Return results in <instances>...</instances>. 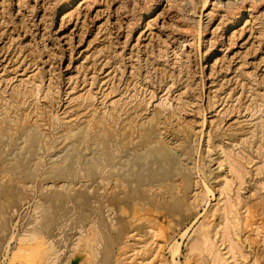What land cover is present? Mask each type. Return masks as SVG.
Segmentation results:
<instances>
[{
    "label": "rangeland",
    "instance_id": "1",
    "mask_svg": "<svg viewBox=\"0 0 264 264\" xmlns=\"http://www.w3.org/2000/svg\"><path fill=\"white\" fill-rule=\"evenodd\" d=\"M263 11L0 0V264H264Z\"/></svg>",
    "mask_w": 264,
    "mask_h": 264
},
{
    "label": "bare ground",
    "instance_id": "2",
    "mask_svg": "<svg viewBox=\"0 0 264 264\" xmlns=\"http://www.w3.org/2000/svg\"><path fill=\"white\" fill-rule=\"evenodd\" d=\"M89 2H90V1H89ZM76 3H77V2H76ZM206 3H207V1H206ZM243 3H244V2H243ZM254 3H255V2H254ZM256 3H257V2H256ZM256 3H255V4H256ZM71 4H72V1H71V2H67V3L63 6V8H65V7L68 8L69 5H71ZM167 4H168V2H167ZM169 4H170V3H169ZM257 4H258V3H257ZM172 5H173V4H172ZM204 5L206 6V4H204ZM204 5H203V6H204ZM258 5H259V4H258ZM71 6H72V5H71ZM250 6H251V5H250ZM256 6H257V5H256ZM174 7H175V6H174ZM254 7H255V6H254ZM257 7H258V6H257ZM170 8H171V7H170ZM249 8H250V7H249ZM252 8H253V7H252ZM68 9H69V8H68ZM174 9H175V8H174ZM174 9H173V10H174ZM203 9H204V8H203ZM63 10H64V9H63ZM180 10H181V8H180ZM180 10H179V11H180ZM237 10H238V9H237ZM252 10H253V9H252ZM229 11H230V10H229ZM231 11H232V10H231ZM175 12H177V11H175ZM180 12H181V11H180ZM263 12H264V11H263ZM226 14H227V13H226ZM249 14H250V13H249ZM260 14H261V13H260ZM233 15H234V14H233ZM257 15H258V14H257ZM250 16H251V15H250ZM259 16H260V15H259ZM262 16H263V15H262ZM228 17H229V14H228ZM241 17H242V16L239 15V14H238L237 16L235 15V16H234V19L232 20V24H231V25H235V24L241 19ZM62 19H64V18H62ZM231 19H232V18H231ZM257 19H258V18H257ZM227 20H228V19H227ZM229 20H230V19H229ZM248 20H249V19H248ZM248 20H247L245 23H248ZM137 21H138V20H137ZM235 22H236V23H235ZM148 24H149V23H148ZM148 24H146L147 27H150V26H148ZM177 24H178V23H177ZM175 25H176V24H175ZM199 25H200V23H199ZM251 26H252V25H251ZM145 28H146V27H145ZM252 29H253V28H252ZM182 30L184 31V29H179L178 32H179V31L182 32ZM198 30H199V29H198ZM184 32H185V31H184ZM186 32H187V31H186ZM198 32H199V31H198ZM201 32H202V31H201ZM259 33H260V32H259ZM180 34H182V33H180ZM200 34H201V33L199 32V33H198V36H199V37H200ZM177 35H178V34H177ZM188 36H189V35H188ZM199 37H198V38H199ZM198 40H199V39H198ZM176 41H177V40H176ZM178 45H179V44H178ZM183 46H184V45H183ZM5 52H6V51H5ZM18 56H19V54H18ZM7 58H8V57H7ZM16 58H18V57H16ZM20 59H21V58H20ZM7 60H8V59H7ZM19 61H20V60H19ZM32 63H33V62H32ZM33 78H34V77H33ZM39 82H40V81H39ZM24 83H25V82H24ZM24 83H23V84H24ZM29 83H30V82H29ZM41 83H42V82H41ZM38 85H39V84H38ZM23 87H24V86H23ZM42 87H43V86H42ZM27 88H28V87H27ZM40 88H41V87H40ZM169 88H170V87H169ZM25 89H26V88H25ZM25 89H24V90H25ZM41 89H42V88H41ZM27 90H28V89H27ZM168 90H169V89H168ZM168 90H167V91H168ZM20 91H21V90H20ZM17 92H18V91H17ZM17 92H16V93H17ZM29 92H30V91H29ZM36 92H37V91H36ZM88 93H89V92H88ZM22 94H23V93H22ZM22 94H21V95H22ZM30 94H31V93H30ZM35 94H36V93H35ZM43 95H44V94H43ZM166 95H167V94H166ZM228 95H230V94H228ZM228 95H227V96H228ZM12 96H13V95H12ZM23 96H24V95H23ZM31 96H33V95H31ZM178 96H179V95H178ZM13 97H14V96H13ZM13 97H12V98H13ZM17 97H18V96H16L15 98H17ZM84 97H85V96H84ZM87 97H88V96H87ZM20 98H21V97H20ZM30 98H31V97H30ZM43 98H44V97H43ZM48 98H49V97H48ZM185 98H186V97H185ZM13 99H14V98H13ZM85 99H86V98H85ZM178 99H179V97H178ZM9 100H11V99H9ZM83 100H84V99H83ZM87 100H90V99H87ZM180 100H182V99H180ZM15 101H17V100H15ZM84 101H85V100H84ZM91 101H92V100H91ZM165 101H166V99H165ZM13 102H14V101H13ZM17 102H18V101H17ZM178 102H179V101H178ZM183 102H184V101H183ZM235 102H236V101H235ZM14 103H15V102H14ZM159 103H160V102H159ZM237 103H238V102H237ZM160 104H161V103H160ZM167 104H168V103H167ZM182 104H183V106H184V103H182ZM161 105H163V103H162ZM178 105H179V104H178ZM165 106H166V105H165ZM165 106H164V107H165ZM187 106H188V105H187ZM137 107H138V106H137ZM159 107H160V106H159ZM138 108H139V107H138ZM140 108H141V107H140ZM141 109H142V108H141ZM143 109H144V108H143ZM154 109H155V108H154ZM161 109H162V108H161ZM180 109H182V108H180ZM185 109H186V108H185ZM120 110H122V109L120 108ZM136 110H138V109H136ZM139 110H140V109H139ZM159 110H160V108H159ZM165 110H166V107H165ZM114 111H115V110H114ZM140 111H141V110H140ZM160 111H161V110H160ZM178 111H179V110H178ZM124 112H125V111H124ZM135 112H136V111H135ZM169 112H170V111H169ZM169 112H168V113H169ZM171 112H172V111H171ZM164 113H165V112H164ZM119 114H120V112H119ZM122 114H123V112H122ZM132 114H134V113L132 112ZM120 115H121V114H120ZM123 115H124V114H123ZM135 115H137V114H135ZM138 115H139V114H138ZM163 115H164V114H163ZM166 115H167V114H166ZM118 116H119V115H118ZM124 116H125V115H124ZM124 116H123V117H124ZM171 116H172V115H171ZM171 116H170V117H171ZM167 117H169V116H166V117H164V118H167ZM172 117H173V116H172ZM134 118H135V117H134ZM162 118H163V117H162ZM147 119H148V118H147ZM147 119H146V121H147V123H148L149 119H148V120H147ZM168 119H169V118H168ZM168 119H167V120H168ZM164 120H165V119H164ZM152 121H154V120L152 119ZM133 122H134V121H133ZM156 122H157V121H156ZM261 122H262V121H261ZM97 123H98V122H97ZM125 123H126V122H125ZM128 123H129V122H128ZM159 123H160V122H159ZM162 123H164V122H162ZM166 123H167V122H166ZM99 124H100V123H99ZM129 124H130V123H129ZM160 124H161V123H160ZM164 124H165V123H164ZM179 124H180V123H179ZM122 125H123V124H122ZM140 125H141V124H140ZM140 125H139V126H140ZM158 125H159V124H158ZM170 125H171V124H170ZM186 125H187V124H186ZM203 125H204V124H203ZM119 126H120V125H119ZM129 126H132V125H129ZM163 126H164V125H163ZM182 126H183V125H182ZM123 127H125V126H123ZM160 127H162V125H161ZM172 127H173V126H172ZM176 127H177V126H176ZM184 127H186V126H184ZM141 128H142V127H141ZM155 128H156V127H155ZM128 129H129V128H128ZM131 129H132V128H131ZM158 129H159V128H158ZM178 129H179V127H178ZM121 130H122V129H121ZM191 130H192V129H191ZM191 130L188 129V131H191ZM240 130H241V129H240ZM122 131H123V130H122ZM136 131H137V130H136ZM156 131H159V130L156 129ZM126 132H127V131H126ZM128 132H129V131H128ZM160 132H161V131H160ZM180 132H182V131H180ZM191 132H192V131H191ZM191 132H190V133H191ZM238 132H239V131H238ZM154 133H155V132H154ZM154 133H151V134H154ZM157 133H158V132H157ZM176 133H177V132H176ZM177 134H178V133H177ZM187 134H188V133H187ZM119 135H120V133H119ZM141 135H142V134H141ZM156 135H157V134H156ZM159 135H160V134H159ZM164 135H165V133H164ZM166 135H167V134H166ZM183 135H184V134H183ZM188 135H190V134H188ZM193 135H194V133H193ZM171 136H172V135H171ZM120 137H121V136H120ZM161 137H162V136H161ZM189 137H190V136H188V138H189ZM128 138H129V137H128ZM193 138H195V137H193ZM224 138H225V137H224ZM163 139H164V138H163ZM167 140H168V139H167ZM167 140H166V141H167ZM188 140H189V139H188ZM150 141H151V140H150ZM160 141H161V139H160ZM160 141H159V142H160ZM164 142H165V141H164ZM171 142H172V141H171ZM180 142H182V141H180ZM180 142H179V143H180ZM176 143H178V142H176ZM176 143H175V144H176ZM182 143H184V142H182ZM191 143H192V142H191ZM191 143H190V144H191ZM117 144H118V143H117ZM165 144H166V143H165ZM175 144H174V145H175ZM221 144H222V143H221ZM179 145L182 146V144H179ZM147 146H148V145H147ZM156 146H157V144H156ZM163 146H165V147H164V148H165L164 150H166V145H163ZM151 147H152V145H151ZM151 147H150V148H151ZM168 147L170 148L169 145H168ZM168 147H167V148H168ZM171 147H172V146H171ZM175 147H176V146H175ZM146 148H147V147H146ZM169 148H168V149H169ZM172 149H175V148H172ZM139 150H140V149H139ZM133 151H134V150H133ZM171 151H172V150H171ZM169 152H170V151H169ZM167 153H168V152H167ZM171 153H172V152H171ZM179 153H180V152H179ZM186 154H187V153H186ZM155 155H156V154H155ZM168 155H169V154H168ZM148 156H149V155H148ZM179 160H180V159H179ZM133 162H134V161H133ZM196 164H197V163H196ZM131 165H132V163H131ZM194 166H195V165L193 164V167H194ZM138 170H139V169H138ZM191 170H193V169H191ZM143 171H144V170H143ZM196 171H197V170H196ZM192 172H193V171H192ZM141 173H142V172H141ZM200 173H201V172H200ZM18 174H19V173H18ZM195 174H196V173H195ZM131 176H132V174H131ZM195 176H196V175H195ZM197 176H199V175H197ZM197 176H196V177H197ZM206 176H207V175H206ZM218 177H219V176H218ZM20 178H21V177H20ZM162 178H163V177H162ZM162 178H161V179L159 178V180H160V181H163ZM219 178H220V177H219ZM21 179H22V178H21ZM145 179H146V178H144V180H145ZM203 179H204V178H203ZM22 180H23V179H22ZM112 180H113V179H112ZM127 180H128V179H127ZM141 180H142V179H141ZM149 180H150V179H149ZM165 180H166V179H164V181H165ZM172 180H173V179L171 178V182H172ZM199 180H200V179H199ZM115 181H116V180H115ZM147 181H148V180H147ZM164 181H163V182H164ZM23 182H24V181H23ZM102 182H103V181H102ZM120 182H121V181H120ZM130 182H131V180H130ZM142 182H143V181H142ZM207 182H208V181H207ZM123 183H124V182H123ZM146 183H147V182H146ZM149 183H152V182H149ZM158 183H159V182H158ZM196 183H198V182H196ZM199 183H201V182H199ZM204 183H205V185H206V181H205ZM131 184H132V183H131ZM140 184H141V183H140ZM147 184H148V183H147ZM147 184H146V185H147ZM166 184H167V183H166ZM175 184H176V183H175ZM175 184H174V185H175ZM201 184H202V183H201ZM169 185H170V184H169ZM172 185H173V184H172ZM208 185H209V184H208ZM12 186H13V184H12ZM178 186H179V185H178ZM202 186H203V185H202ZM121 187H122V185H121ZM131 187H132V186H131ZM131 187H130V188H131ZM139 187H141V186H139ZM143 187H144V186H143ZM146 187H147V186H146ZM153 187H154V186H153ZM158 187H159V186H158ZM162 187H163V186H162ZM168 187H171V186H168ZM119 188H120V187H119ZM123 188H124V187H123ZM127 188H128V187H127ZM209 188H210V186H209ZM114 189H115V188H114ZM120 189H121V188H120ZM128 189H129V188H128ZM139 189H140V188H139ZM131 190H132V189H131ZM144 190H145V189H144ZM147 190H148V189H147ZM155 190H156V189H155ZM157 190H158V189H157ZM114 191H115V190H114ZM150 191H151V190H150ZM159 191H161V190H159ZM159 191H158V192H159ZM192 191H193V190H192ZM206 191H207V190H206ZM118 192H119V191H118ZM208 192H209V191H207V193H208ZM17 193H18V192H17ZM17 193H16V194H17ZM77 193H78V192H77ZM79 193H80V192H79ZM176 193H177V192H176ZM184 193H185V192H184ZM209 193H210V192H209ZM209 193H208V195H209ZM134 194H135V193H134ZM158 194H159V193H158ZM162 194H163V193H162ZM196 194H197V193H196ZM5 195H6V194H5ZM8 195L10 196V194H8ZM42 195H43V194H42ZM51 195H52V194H51ZM69 195H70V194H69ZM73 195H74V194H73ZM73 195H72V196H73ZM82 195H84V194H82ZM186 195H187V194H186ZM189 195H190V194H189ZM212 195H213V194H212ZM2 196H3V195H2ZM6 196H7V195H6ZM11 196H13L12 193H11ZM15 196H16V195H15ZM15 196H13V197H15ZM72 196H71V197H72ZM80 196H81V195H80ZM142 196H143V195H142ZM156 196H157V195H156ZM163 196H164V195H163ZM191 196H192V195H191ZM65 197H66V196H65ZM71 197H70V198H71ZM77 197H79V196H77ZM77 197H76V199H78ZM85 197H86V196H85ZM123 197H124V196H123ZM208 197H209V196H207V198H208ZM0 198H2V197H0ZM11 198H12V197H11ZM48 198H49V197H48ZM131 198H132V197H131ZM135 198H136V197H135ZM143 198H145V197H143ZM12 199H13V198H12ZM40 199H41V198H40ZM46 199H47V197H46ZM58 199H59V198H58ZM79 199H80V198H79ZM79 199H78V200H79ZM108 199H109V198H108ZM121 199H122V198H121ZM133 199H134V198H133ZM145 199H146V198H145ZM52 200H53V199H52ZM52 200H51V202H52ZM67 200H68V198H67ZM81 200H82V199H81ZM124 200H125V199H124ZM136 200H137V199H136ZM199 200H200V199H199ZM206 200H207V199H206ZM11 201H13V200L10 199V203H11ZM68 201H69V200H68ZM76 201H77V200H76ZM76 201H75V202H76ZM129 201H131V200L129 199ZM133 201H134V200H133ZM133 201H132V202H133ZM139 201H140V200H138V202H139ZM146 201H147V200H146ZM189 201H190V200H189ZM62 202H63V201H62ZM83 202H84V201H83ZM103 202H104V201H103ZM109 202H111L110 199H109ZM126 202H127V201H126ZM126 202H125V203H126ZM141 202H142V201H141ZM143 202H144V200H143ZM147 202H148V201H147ZM147 202H144V204H145V203L147 204ZM150 202H151V201H150ZM194 202H195V201H194ZM10 203H9V204H10ZM79 203H80V202H79ZM60 204H61V203H60ZM75 204H76V203H75ZM126 204H127V203H126ZM193 204H194V203H193ZM40 205H41V204H40ZM77 205H78V204H77ZM86 205H87V204H86ZM112 205H113V203H112ZM121 205H122V203H121ZM133 205H134V204H133ZM48 206H49V205H48ZM51 206H52V204H51ZM63 206H64V205H63ZM128 206H129V204H128ZM59 207H60V206H59ZM78 207H79V206H78ZM88 207H89V206H88ZM117 207H118V206H117ZM120 207H121V206H119V208H120ZM136 207H137V206H136ZM165 207H166V206H165ZM231 207H232V206H231ZM107 208H109V207L107 206ZM126 208H127V207H126ZM132 208H133V207H132ZM143 208H144V207H143ZM40 209H41V208H40ZM76 209H77V208H76ZM79 209H80V207H79ZM127 209H128V208H127ZM57 210H58V209H57ZM60 210H61V209H60ZM64 210H65V209H64ZM123 210H124V209H123ZM132 210H133V209H132ZM157 210H158V209H157ZM161 210H163V209H161ZM87 211H88V210H87ZM107 211H108V210H107ZM134 211H135V210H133V212H134ZM175 211H176V210H175ZM53 212H54V211H53ZM62 212H63V211H62ZM69 212H70V211H69ZM76 212H77V211H76ZM78 212H79V211H78ZM81 212H82V211H81ZM57 213H58V212H57ZM57 213H56V214H57ZM164 213H165V212H164ZM164 213H163V214H164ZM177 213H178V212H177ZM53 214H55V213H53ZM80 214L82 215V213H80ZM80 214H79V215H80ZM103 214H104V213H103ZM116 214H117V213H116ZM123 214H124V213H123ZM138 214H139V213H138ZM140 214H141V213H140ZM159 214H160V213H159ZM170 214H171V213H170ZM172 214H173V213H172ZM41 215H42V214H41ZM71 215H72V214H71ZM81 215H80V216H81ZM134 215H135V213H134ZM165 215H166V214H165ZM119 216H120V215H119ZM135 216H136V215H135ZM160 216H161V215H160ZM162 216H163V215H162ZM170 216H171V215H170ZM174 216H175V215H174ZM196 216H197V215H196ZM46 217H47V216H46ZM49 217H51V216H49ZM53 217H56V216H53ZM53 217H52V218H53ZM63 217H65V216H63ZM127 217H129V216H127ZM132 217H133V216H132ZM183 217H186V215L183 216ZM56 218H57V217H56ZM80 218H81V217H80ZM170 218H171V217H170ZM187 218H188V217H187ZM194 218H195V217H194ZM128 219H129V218H128ZM180 219H182V218H180ZM180 219H179V220H180ZM183 219H186V218H183ZM47 220H52V219H46V221H47ZM103 220H105V219H103ZM148 220H149V218H148ZM163 220H164V219H163ZM163 220H162V221H163ZM195 220H196V219H195ZM46 221H45V222H46ZM56 221H57V220H56ZM59 221H61V220H59ZM157 221H158V220H157ZM41 222H42V220H41ZM51 222H52V221H51ZM53 222H54V221H53ZM61 222H62V221H61ZM61 222H60V223H61ZM159 222H160V221H159ZM174 222H176V221L174 220ZM193 222H194V221H193ZM43 223H44V222H43ZM105 223H106V222H105ZM105 223H104V224H105ZM114 223H115V222H114ZM120 223H121V222H120ZM133 223H134V222H133ZM151 223H152V222H151ZM161 223H162V222H161ZM177 223H178V222H177ZM194 223H195V222H194ZM233 223H234V222H233ZM41 224H42V223H41ZM39 225H40V224H39ZM43 225H44V224H43ZM43 225H42L41 227H44ZM46 225H47V224H46ZM59 225H60V224H59ZM117 225H118V224H117ZM158 225H159V224H158ZM178 225H179V224H178ZM48 226H49V225H48ZM48 226H47V227H48ZM51 226H52V224H51ZM61 226H62V225H61ZM91 226H92V225H91ZM119 226H120V225H119ZM119 226H118V227H119ZM155 226H156V225H155ZM243 226H244V225H243ZM39 227H40V226H39ZM39 227H38V228H39ZM45 227H46V226H45ZM45 227L43 228V230H45ZM55 227H56V226H55ZM57 227H58V226H57ZM57 227H56V229H57ZM98 227H99V226H98ZM118 227H117V228H118ZM147 227H149V226H147ZM153 227H154V226H153ZM188 227H189V226H188ZM3 228H4V227H3ZM48 228H49V227H48ZM105 228H106V227H105ZM124 228H125V227H124ZM143 228H144V227H143ZM155 228H156V227H155ZM6 229H7V228H6ZM81 229H82V228H81ZM101 229H102V228H101ZM144 229H145V228H144ZM189 229H190V228H189ZM189 229H188V230H189ZM1 230H2V229H1ZM4 230H5V228H4ZM99 230H100V229H99ZM119 230H120V228H119ZM154 230H155V229H154ZM242 230H243V229H242ZM22 231H23V230H22ZM30 231H31V230H30ZM39 231H40V230H39ZM49 231H50V229H49ZM55 231H56V230H55ZM57 231H58V229H57ZM81 231H82V230H81ZM83 231H84V230H83ZM27 232H28V230H27ZM41 232H42V231H40V233H41ZM47 232H48V231H47ZM84 232H85V231H84ZM116 232H117V231H116ZM116 232H115V233H116ZM186 232H187V231H186ZM186 232H185V233H186ZM22 233H25V231L22 232ZM30 233H31V232H30ZM40 233H39V234H40ZM42 233H43V232H42ZM42 233H41V234H42ZM81 233H82V232H81ZM49 234H50V233H49ZM109 234H110V233H109ZM118 234H119V233H118ZM165 234H166V233H165ZM8 235H9V234H8ZM13 235H14V234H13ZM21 235H22V234H21ZM21 235H19V236H21ZM153 235H154V233H153ZM182 235H183V234H182ZM182 235H181V236H182ZM185 235H186V234H185ZM199 235H200V234H199ZM44 236H45V235H43V237H44ZM47 236H48V235H47ZM116 236H117V235H116ZM155 236H156V233H155ZM11 237H12V236H11ZM17 237H18V236H17ZM45 237H46V236H45ZM182 237L184 238L185 236H182ZM14 238H15V237H14ZM36 238H37V237H36ZM47 238H48V237H47ZM117 238H118V237H117ZM10 239H11V238H10ZM26 239H27V238H26ZM32 239H35V238L32 237ZM29 240H30V239H29ZM29 240H28V241H29ZM44 240H45V238H44ZM102 240H103V239H102ZM10 241H11V240H10ZM13 241H14V240H13ZM113 241H114V240H113ZM45 242H46V241H45ZM47 242H48V241H47ZM53 242H55V241H53ZM105 242H106V241H105ZM192 243H193V242H192ZM23 244H24V242H23ZM25 244L27 245V243H25ZM36 244H37V243H36ZM57 244H58V243H57ZM175 244H176V243H175ZM175 244H174V246H175ZM178 244H180V243L178 242ZM7 245H8V243H7ZM7 245H6V246H7ZM14 245H15V244H14ZM8 246H9V245H8ZM16 246H17V245H16ZM53 246H54V245H53ZM56 246H57V245H56ZM178 246H179V245H178ZM194 246H195V245H194ZM24 247H26V246H24ZM98 247H99V246H98ZM196 247H197V246H196ZM202 247H203V246H202ZM6 248H7V247H6ZM12 248H13V247H12ZM35 248H38V247H35ZM41 248L44 249V246H43V247L41 246ZM41 248H40V249H41ZM57 248H58V247H57ZM176 248H177V247H176ZM176 248H175V250H176ZM213 248H214V247H213ZM13 249H14V248H13ZM26 249H27V248H26ZM169 249H170V248H169ZM172 249H173V247H171V250H172ZM24 250H25V248H24ZM28 250H29V249H28ZM175 250H174V255L176 256L178 252L175 254ZM194 250H195V249H194ZM7 251H8V250H7ZM31 251H32V250H31ZM59 251H60V250H59ZM59 251H58V252H59ZM93 251H94V250H93ZM176 251H177V250H176ZM5 252H6V250H5ZM10 252H11V251H10ZM20 252H23V249H22V245H21V244H20L19 248H17L16 252H14V253L12 254L13 257H12L11 261L13 260V258H14L16 255H21V254H18V253H20ZM35 252H36V251H35ZM38 252H39V251H38ZM101 252H102V251H101ZM169 252H170V254H171V251H169ZM193 252H194V251H193ZM210 252H211V251H210ZM2 253H3V252H2ZM2 253H1V254H2ZM199 253H200V252H199ZM1 254H0V255H1ZM10 254H11V253H10ZM23 254H24V253H23ZM26 254H27V253H26ZM37 254H38V253H37ZM210 254H211V253H210ZM210 254H209V255H210ZM172 255H173V254H172ZM172 255H171V256H172ZM174 255H173V256H174ZM209 255H208V256H209ZM211 255H212V254H211ZM33 256H34V255H33ZM49 256H51V255H49ZM175 256H174V257H175ZM179 256H180V254H179ZM211 257H212V256H211ZM218 257H219V256H218ZM26 258H27V255H26ZM26 258H23V259L26 260ZM28 258H31V256H29ZM74 258H75V257L73 256V258L70 260V264H71V262H72V260H73ZM172 258H173V257H172ZM2 259L4 260V258H2ZM7 259H8V258H7ZM15 259H16V258H15ZM32 259H33V258H32ZM49 259H50V258H49ZM52 259H53V258H52ZM66 259H67V258H66ZM173 259H174V258H173ZM18 260H19V259H18ZM24 260H23V263H25ZM37 260H39V259H37ZM189 260H190V259H189ZM14 261H15V260H14ZM104 261H105V260H104ZM172 261H173V260H172ZM172 261H171V262H172ZM20 262H22V261H20ZM28 262H29V261H28ZM28 262H26V263H28ZM67 262H68V260H67ZM67 262H66V264H67ZM107 262H108V261H107ZM213 262H214V261H213ZM56 263H57V262H56ZM172 263H174V262H172ZM172 263H171V264H172ZM9 264H10V263H9ZM16 264H17V263H16ZM19 264H20V263H19ZM30 264H31V263H30ZM78 264H81V262L79 261ZM105 264H106V263H105ZM177 264H178V263H177Z\"/></svg>",
    "mask_w": 264,
    "mask_h": 264
},
{
    "label": "water",
    "instance_id": "3",
    "mask_svg": "<svg viewBox=\"0 0 264 264\" xmlns=\"http://www.w3.org/2000/svg\"><path fill=\"white\" fill-rule=\"evenodd\" d=\"M79 259H80V256H76V257L72 260L71 264H78Z\"/></svg>",
    "mask_w": 264,
    "mask_h": 264
}]
</instances>
